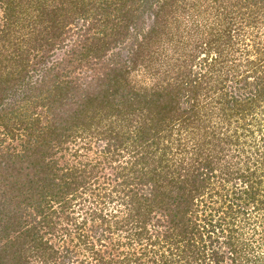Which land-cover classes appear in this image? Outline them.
<instances>
[{"label":"trees","instance_id":"trees-1","mask_svg":"<svg viewBox=\"0 0 264 264\" xmlns=\"http://www.w3.org/2000/svg\"><path fill=\"white\" fill-rule=\"evenodd\" d=\"M0 264H264V0H0Z\"/></svg>","mask_w":264,"mask_h":264},{"label":"rangeland","instance_id":"rangeland-1","mask_svg":"<svg viewBox=\"0 0 264 264\" xmlns=\"http://www.w3.org/2000/svg\"><path fill=\"white\" fill-rule=\"evenodd\" d=\"M78 37L77 36H75V35H71V37L66 41V46L63 48V49H56L55 51H54V53L52 54L53 56H51V58L53 57V58H55V59H59L60 57H62V53L64 52V50L65 49H67V48H69L70 46H71V44H74L75 43V41H76V39H77ZM75 39V41H73ZM122 44H123V42L119 45L120 47L119 48H121V46H122ZM123 49H121V51H122ZM119 54V56L120 57H123V54L119 51L118 52ZM91 72V70H87V69H85V68H83L82 69V72H79V73H81V75L82 76H89V73ZM137 77H140L139 75L137 76ZM107 173H109V169H106L105 170ZM231 195V193H229V196ZM205 196V195H204ZM206 197V196H205ZM207 201H208V199H206L205 200V203H207ZM220 201V200H219ZM203 202V201H202ZM202 202L198 205V207H197V209L199 210V214H202V213H208L209 212V210L206 208V206H205V203L204 204H202ZM219 204V203H218ZM211 213H212V215H215L214 214V211H211Z\"/></svg>","mask_w":264,"mask_h":264}]
</instances>
